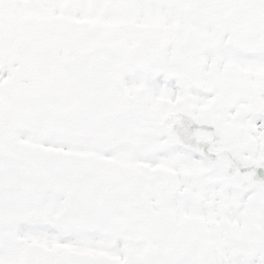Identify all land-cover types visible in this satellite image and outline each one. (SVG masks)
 <instances>
[{"label": "rangeland", "instance_id": "1", "mask_svg": "<svg viewBox=\"0 0 264 264\" xmlns=\"http://www.w3.org/2000/svg\"><path fill=\"white\" fill-rule=\"evenodd\" d=\"M32 1L35 3V0ZM108 2L107 0H53L52 3V0H39L36 4L42 14L40 21H34L37 18L29 19L24 25L29 26L31 31L40 33L50 30L53 36L62 37L67 42L68 35L75 34L80 28L89 24H100L122 35L130 52L135 54L145 47L142 40L148 36L154 35L151 38L154 40H158V34L165 36L161 52H153L154 56L151 55L146 60L144 68L150 75H138L140 67H136L137 64H130V59L117 72L116 90L123 91L126 97L132 99L137 95L136 101H141L143 104L142 112L156 116V118L152 117V120L167 121L148 131L132 129V126L125 129L119 136L122 145L121 163L128 159L133 160L132 163L135 159H142L141 162H145L143 168L149 166L154 169H159L153 166L156 161L166 162L165 166L168 169L172 164L170 161L174 159L177 166L172 167L173 169L185 164L183 158H178L176 150L181 128L178 126L175 130L169 129L170 125L174 124L172 114L169 113H188L195 116L201 125H208V114L214 109L213 99L214 96L217 97L216 90H219L224 77L229 85L224 92L227 94L224 102L226 119L221 123L226 127L224 134H232L234 138L240 140L243 138V141L248 139L249 143L264 135V0H229L228 7L212 20H200L196 24H191L189 15L183 9L176 7H156L155 4L144 0H131L129 3L126 2V6L123 4L114 11L103 10L102 6L107 5ZM114 13L117 16L116 21L111 20ZM62 16L63 18H60ZM4 22L9 21L1 13L0 23ZM156 25L158 27H155ZM171 36H175L174 47L170 43ZM12 39L13 37L10 39L9 51H11ZM189 44L191 50L187 49ZM65 49L67 45H63L61 51ZM164 50L167 51L166 54L163 53ZM189 51H191L190 55L187 54ZM122 56L118 54L117 59L110 58V67L118 66ZM161 65L169 68V72L163 73L159 70L162 68ZM5 69L7 74H11L10 67L6 68V62L0 63V79ZM128 70L132 71L131 75H127ZM193 71L196 73L193 74ZM167 76L169 80L166 79ZM234 87L236 90L241 89L239 97L235 95L232 98ZM181 90L183 91L180 92ZM220 91L223 89L220 88ZM145 133L149 136L144 137ZM173 140L175 143H172ZM33 141L34 143L30 144L31 149L41 147L42 150L51 149L78 154L85 153L86 149L101 147L106 150V154L102 149V154L94 153L106 156L107 163L114 145L112 130L106 137L98 139L46 135L42 139L35 138ZM139 143L142 144L138 145L135 155L132 156L129 153L130 149L133 144ZM163 152H166L165 156ZM198 155L202 160V155ZM1 163L3 161L0 159ZM185 167L189 171L192 169L187 164ZM201 168L203 166H199V172L206 166ZM166 175L168 178L169 170ZM195 188L199 189V186L181 187L177 184L173 186L166 184L164 187L160 183L157 185L152 183L137 193V196L144 193L149 203H161L167 216L185 233L181 246L165 248L163 264H258V255L249 254L247 245L243 241L236 242L230 235V228L236 227L242 231L241 229L248 222H259L252 227L264 229V193L258 196V199L262 200L259 205V201L243 203L240 199L241 191H237L239 194L219 185H204L199 192ZM38 191V194L47 198L43 190L39 188ZM198 194L201 195L200 201ZM37 195L35 200L39 199ZM210 204L212 207L208 209ZM240 206H244V210H241ZM55 208L57 211L60 206ZM246 209H252L257 215L246 214ZM14 222L18 244L32 240L33 233L37 236H39L38 232L41 233L34 226L32 231L25 229L27 224L24 220L16 219ZM47 228L53 229L55 237L50 234L47 236L46 233L44 237L51 243V247L55 244L56 252L81 251L104 256L113 264L126 263L122 260L124 250L136 254L143 248L142 244L126 242L124 233H120L115 227L103 234L59 229L55 225H49ZM136 230L137 232L131 234L133 238L142 236L147 239L153 236L147 231L144 223L136 225ZM52 237L54 240H50ZM7 247L9 246H5L0 241V262L6 254Z\"/></svg>", "mask_w": 264, "mask_h": 264}, {"label": "flooded vegetation", "instance_id": "2", "mask_svg": "<svg viewBox=\"0 0 264 264\" xmlns=\"http://www.w3.org/2000/svg\"><path fill=\"white\" fill-rule=\"evenodd\" d=\"M38 1L39 0H35L34 3L32 0H0V15L2 13L9 21L0 23V63L6 62V68L10 67L12 70V64L9 62V57L11 55V51H9L10 39L13 37L10 46V49H12V45L17 39H23L30 32H32L31 29H29V26L24 25V22L34 18H37V20L34 21H40L42 14H40L37 9L38 4H36V2ZM107 1L109 2L107 5H103L102 9H110V11H114L117 9V7H122L123 4L126 6L131 0H124V2H122V0ZM144 1L155 4L156 7H167L159 5L157 3L158 0ZM115 15V13L112 14L111 20L116 21L117 16ZM49 25L50 24H48V26ZM155 27H158V25ZM46 31L52 34V31ZM11 33H14V35ZM152 36L154 37V35ZM152 36H148L145 40H142L145 47L141 50H138L137 54L131 53L128 45H126V49L123 51V53L120 52L119 48L115 47L95 54L94 58L98 61L104 60L105 64L110 66V58L117 59L118 54H120L123 56L119 65H122L126 59H128V61L130 59V64H137L136 67H140L138 75H150L144 68L146 65V60L151 57L153 52H161L160 50L163 49V39L165 37L158 34V40H154L151 39ZM174 37L175 36L170 37V43L173 47L175 46ZM194 43L195 41L193 39L192 44L194 45ZM188 48L191 50L190 44L187 49ZM163 53L166 54L167 51L164 50ZM187 54L190 55L191 51H189ZM153 56L154 55H152V57ZM161 67L162 68L159 70H161L163 73L169 72V68L166 66L164 67L161 65ZM6 70L7 69H5L4 72L5 76H7ZM127 72H129L127 75L132 74V71L128 70ZM195 73L196 71H193V74ZM117 75L118 74L115 76V90L118 86ZM168 77L169 76L166 77L167 80H169ZM222 79L223 80L219 85V90H216V92H218L217 97L214 96L213 99L214 109L208 114V125H201L195 116L188 113H169L172 114L173 117L171 116V118L174 120V124H171L169 129L175 130V128L178 126L181 128L180 137L176 142L178 145V148L176 149L178 151V158H183V162L188 166H191L192 169L190 171L187 170L185 164H182L180 168L177 167L173 169L172 167L177 166L175 159L170 161L172 164L169 169L165 166L166 162L163 163L162 161H156L155 164L158 165V170L149 169L146 167L143 168V163L145 162H141L143 161L142 159H135L133 163V160L130 159H128L126 162H120V149L122 148V145L119 142V136L125 129H127L129 126H132V129L138 128L148 131L155 126L167 123V121L161 120L159 122L152 120L151 118H156V116H151L142 112L143 104L141 101H136V98H138L137 95L135 99H132V97H126L123 91L120 92L119 90H116L120 98V103L116 110L114 123L111 129L114 145L113 148H111L112 154L108 159L112 165V171L115 174L116 180L114 179V181H116L119 188H128L131 200L133 202H136L144 209L150 208L156 214L165 218H169L165 213L164 208H162L163 205L161 203H149L148 197L144 193L137 196L138 191L144 190L152 183H155L156 185L160 183L164 187H166V184H169L170 186L177 184L181 187L199 186V189L195 188L197 189V192H199L200 188L204 186L200 184V178L202 174L205 171L212 170L215 163H219L226 166L223 172L224 177L222 180L216 181L210 186L219 185L235 192L241 191V194L239 192L237 193L240 194V199L243 203L249 204L251 201H259L258 203L261 205L260 201L262 200H259L258 196L264 193V135L259 136L260 138L252 141V143H249L248 139L243 141V138L240 140V138H234L232 134H224L226 127L221 125L223 120L226 119V106L224 102L227 99V97H225L227 94H224V92L227 91L229 85L225 77ZM142 83L144 82L142 81ZM3 88L4 87H0V92ZM192 88L195 90L194 86H192ZM220 88H222L223 91H220ZM136 90L138 89H135V91ZM240 91L241 89L236 90V87H234L232 98L235 97V95L239 97ZM155 104L160 103L155 102ZM220 106L221 110L219 111L218 108ZM142 118L145 120L142 121ZM201 126H205L213 132V140L206 148H201L199 145L201 136L199 135V129ZM109 131L110 130L105 132L104 137L109 134ZM146 135L149 136L147 133H145L143 136L145 137ZM35 138L38 139L37 137L28 136L27 134L21 132H12L5 135V131L0 125V151H3L2 154H0V159L3 161V163L0 164V241L5 246H9L7 247L8 249L5 248L6 254L4 255V258L1 259L0 264H25L30 261H36L39 263L41 259L53 261L57 253L56 249L54 248L55 245L53 244L51 247V243H49V241L44 237V233H46V229L49 225H55L54 218L63 209L65 193L55 194L52 189L45 188L39 182L37 174L30 167L10 158V156H8V152H4V149L8 150L12 148L32 154L48 153L52 151L51 149L42 150L41 147L31 149L30 144L34 143L33 140ZM172 138L173 137H171V139ZM168 139L169 138H166V140ZM172 143H175V140H173ZM141 144L142 143L133 144L134 146L130 149L129 153L134 156L136 148ZM51 146L54 147L53 145ZM101 149L104 150V148L101 147L96 149H86L85 154L87 156H96L97 159L104 161L106 160V156H100L94 153L97 152L102 154ZM56 151L57 150H54L53 152ZM104 151V154H106V150ZM196 153L202 154L205 160L203 168L204 166H206V168H201L203 169L201 172H199L200 165L194 160ZM165 154L166 152H163V156H165ZM167 170H169L168 178L166 175ZM108 180L110 179L108 178ZM39 188L41 191H44V194H48L47 198H39L38 200H35V196L38 194ZM40 195L41 194H38L37 198L40 197ZM197 197L199 199L201 195L198 194ZM214 200H216V198H214ZM59 206L60 208L56 211L55 207ZM260 207L262 208V206ZM240 208L241 210H244V206H240ZM246 214L257 215L252 211V209H246ZM16 219L24 220V223L31 225L32 228L33 226L35 229L38 228V231L41 233L38 232L39 236L33 233L34 238L32 240H28L26 242L22 241L20 244H18L15 238L16 230H14L13 225ZM257 223L258 222H248L247 225L254 226V224ZM117 230L120 233H124L125 237L130 236L129 240L131 243L143 245V248L140 252L136 254H127L125 264H138L137 256L143 251V249L147 247L155 248V243L153 242L152 236L148 237L147 239L142 236L132 238L131 234L135 231L137 232L136 226H120L117 227ZM147 231L149 232L148 229ZM260 234L264 238V232H261ZM50 240L53 239L50 238ZM240 241H243L244 244L247 245V251L249 254L254 253L258 255L257 263L259 264L258 252L256 250H250L243 235H240Z\"/></svg>", "mask_w": 264, "mask_h": 264}, {"label": "water", "instance_id": "3", "mask_svg": "<svg viewBox=\"0 0 264 264\" xmlns=\"http://www.w3.org/2000/svg\"><path fill=\"white\" fill-rule=\"evenodd\" d=\"M187 1L162 3L181 6ZM190 1L194 23L210 11L221 12L228 4V0ZM119 42L116 33L91 26L70 38L69 50L63 54L62 61L58 54L61 40L49 34L32 33L26 41L15 43L11 61L17 68L1 94L3 101L9 100L1 111V124L7 131L21 130L35 135L54 132L63 137H98L112 125L118 98L112 91L114 80L109 69L90 58L94 52ZM9 154L35 169L41 181L56 192L66 189L71 181L76 182L67 193L65 211L56 219L60 224L104 232L112 225L131 226L147 220L158 247L181 244L184 235L171 221L131 204L127 191L112 188L108 193L106 168L102 165L91 162L87 167L83 158L59 154L31 155L13 149ZM47 163L52 167L47 168ZM245 235L251 248L261 250V264H264V241L255 231H245ZM138 260L140 264H159L149 251ZM55 264L111 263L93 256L63 253Z\"/></svg>", "mask_w": 264, "mask_h": 264}]
</instances>
